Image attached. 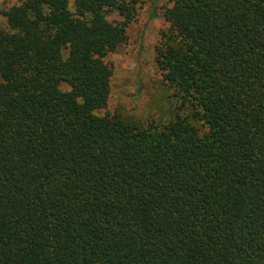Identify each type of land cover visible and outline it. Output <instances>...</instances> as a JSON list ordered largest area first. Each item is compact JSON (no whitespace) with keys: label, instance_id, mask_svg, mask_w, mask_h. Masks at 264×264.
Listing matches in <instances>:
<instances>
[{"label":"trees","instance_id":"obj_1","mask_svg":"<svg viewBox=\"0 0 264 264\" xmlns=\"http://www.w3.org/2000/svg\"><path fill=\"white\" fill-rule=\"evenodd\" d=\"M137 2L3 12L0 264H264V0H172L155 59L189 114L147 127L95 113Z\"/></svg>","mask_w":264,"mask_h":264},{"label":"rangeland","instance_id":"obj_2","mask_svg":"<svg viewBox=\"0 0 264 264\" xmlns=\"http://www.w3.org/2000/svg\"><path fill=\"white\" fill-rule=\"evenodd\" d=\"M21 1L0 0V31L7 29L3 12ZM171 5L172 0H138L134 19L126 27V41L104 57L112 75L107 105L95 111L97 115L116 113L141 127L163 126L176 114L187 115L189 111L178 109L180 101L175 90L164 80L155 59L161 34L169 27L164 11ZM105 15L113 25L123 22L113 8H107Z\"/></svg>","mask_w":264,"mask_h":264}]
</instances>
